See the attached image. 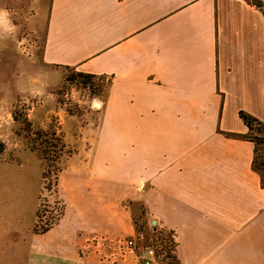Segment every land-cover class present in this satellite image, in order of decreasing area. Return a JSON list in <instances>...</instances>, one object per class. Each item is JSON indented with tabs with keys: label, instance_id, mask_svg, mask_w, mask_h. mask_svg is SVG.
Listing matches in <instances>:
<instances>
[{
	"label": "crops",
	"instance_id": "obj_1",
	"mask_svg": "<svg viewBox=\"0 0 264 264\" xmlns=\"http://www.w3.org/2000/svg\"><path fill=\"white\" fill-rule=\"evenodd\" d=\"M28 5L41 45L32 65L0 63V81L7 97L39 95L29 121L70 150L64 217L30 264H141L143 248L118 257L107 240L148 225L174 232L179 264H264V183L240 116L264 122V0ZM65 68L105 78L79 112L55 94Z\"/></svg>",
	"mask_w": 264,
	"mask_h": 264
},
{
	"label": "rangeland",
	"instance_id": "obj_2",
	"mask_svg": "<svg viewBox=\"0 0 264 264\" xmlns=\"http://www.w3.org/2000/svg\"><path fill=\"white\" fill-rule=\"evenodd\" d=\"M5 8V14L0 21V34L5 35L0 37V63H5L6 60H12L14 63L26 60L32 65L34 51L41 43L27 27V16L30 12L28 0H9ZM10 33L15 36H10ZM3 67L0 65V77ZM63 73L62 86L55 90V94L59 104L71 112L81 111L84 105L94 100L97 94L101 93L105 82L104 77L95 76L90 80L89 86H84L81 83L86 79L79 76L78 70L65 68ZM64 77L68 79L64 80ZM72 78L74 80H69ZM0 89H2L0 90V141L3 142L2 148H5L2 153L0 152V264H30L32 258L36 257L34 247L42 245L46 240L44 234L35 233L34 230L40 202L43 223L57 219L61 215L62 203L54 189L50 191L45 189L43 193L41 192L42 163L35 153L24 150L23 147L30 146L28 133H31V138L38 139V144L43 138H38L35 133L37 129L55 128L52 125L41 128L32 124V132H29L21 121L24 117L28 118L29 109L41 99L39 95L7 97L1 81ZM12 97L14 99L11 101L9 98ZM15 112L20 118L19 121L14 120ZM63 155L57 162L60 170L63 168L61 163ZM63 217L64 214L61 215V218ZM139 230L146 233V240L144 247L139 244L137 248L141 247L145 251L146 246H153L154 232L150 225ZM162 235L166 240V236L171 239L172 234L166 232ZM167 243L169 242L161 245L157 242L158 248L153 247L158 251ZM82 249L86 252L90 248L86 246ZM163 257L165 258V254L160 259ZM166 259L168 260L161 261L156 257L158 264L171 262L170 257Z\"/></svg>",
	"mask_w": 264,
	"mask_h": 264
},
{
	"label": "trees",
	"instance_id": "obj_3",
	"mask_svg": "<svg viewBox=\"0 0 264 264\" xmlns=\"http://www.w3.org/2000/svg\"><path fill=\"white\" fill-rule=\"evenodd\" d=\"M79 76L84 77L86 80L82 82L84 86H89L91 83V79L95 77V75L90 73H84L79 71ZM67 77H64V80H67ZM74 80V78L69 79ZM92 85V84H91ZM14 120L19 121V117L17 113H14ZM240 116L247 125L249 132L247 135H245L246 138L253 141L255 143V157L253 161V167L255 170L259 171L261 173L263 183H264V122L260 121L259 119L251 116L250 114L240 111ZM21 121V120H20ZM24 126H26L25 129H28L29 132H32V123L29 121L27 117H24L21 121ZM35 133L38 135V138H43L40 142L37 141V138H31V133H28V139L30 143V149L34 151L37 156L41 159L42 165H43V171H42V190L41 192L46 190H52L57 193L58 191V178L60 173V167H58L57 162L60 159V157L63 154H67L70 152L69 149H67V146L65 144V141L63 139V136L61 133L57 132L55 129L46 130V129H37ZM0 148L3 146V142L0 141ZM5 150L3 147L0 149V152L2 153ZM53 168V169H52ZM41 199V198H40ZM60 201V200H59ZM61 202V201H60ZM42 205L41 202L37 208L36 212V223H35V233L38 234H44L48 232L57 222L60 220L61 215L64 214V206L62 204V213L57 219H51V221L43 223L42 221V214H41ZM154 236H153V246L158 248L157 242H159L161 245L164 244V242H169L164 246V248L160 250H156V257L159 258V260L164 261L168 260L166 258H169L170 261H167L166 264H179V260L177 257V242L175 239L174 232L171 230L166 229H159L154 227L153 228ZM170 232L171 239L166 236H163L162 234ZM173 236V238H172ZM164 241V242H162ZM165 254V258L160 259ZM167 254V255H166Z\"/></svg>",
	"mask_w": 264,
	"mask_h": 264
},
{
	"label": "built area",
	"instance_id": "obj_4",
	"mask_svg": "<svg viewBox=\"0 0 264 264\" xmlns=\"http://www.w3.org/2000/svg\"><path fill=\"white\" fill-rule=\"evenodd\" d=\"M97 239L102 237H96ZM146 233L142 230H137L133 235L124 238L107 240L110 245H114V254L118 257H124L130 252L137 249L139 244L141 247L145 246ZM105 241V240H104ZM144 256L141 259V264H158L156 261V251L155 248L150 245L146 246Z\"/></svg>",
	"mask_w": 264,
	"mask_h": 264
}]
</instances>
